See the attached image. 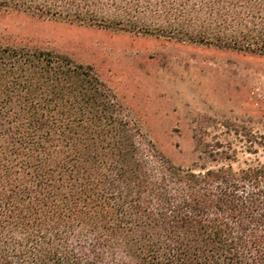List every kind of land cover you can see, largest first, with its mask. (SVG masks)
<instances>
[{
    "label": "trees",
    "instance_id": "16d2710c",
    "mask_svg": "<svg viewBox=\"0 0 264 264\" xmlns=\"http://www.w3.org/2000/svg\"><path fill=\"white\" fill-rule=\"evenodd\" d=\"M1 10L264 57V0H0ZM245 137L249 153L264 149ZM194 140L199 162L178 166L93 66L0 43V264H264V163L234 169L232 143Z\"/></svg>",
    "mask_w": 264,
    "mask_h": 264
},
{
    "label": "rangeland",
    "instance_id": "374dc122",
    "mask_svg": "<svg viewBox=\"0 0 264 264\" xmlns=\"http://www.w3.org/2000/svg\"><path fill=\"white\" fill-rule=\"evenodd\" d=\"M0 43L28 44L93 66L126 115L178 166L199 162L195 134L232 143L234 169L264 163V149L249 153L244 141L247 134L264 138L262 56L4 10Z\"/></svg>",
    "mask_w": 264,
    "mask_h": 264
}]
</instances>
